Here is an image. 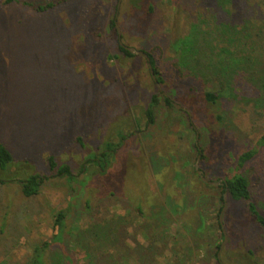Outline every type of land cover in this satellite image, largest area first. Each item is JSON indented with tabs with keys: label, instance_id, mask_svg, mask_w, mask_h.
Masks as SVG:
<instances>
[{
	"label": "rangeland",
	"instance_id": "rangeland-1",
	"mask_svg": "<svg viewBox=\"0 0 264 264\" xmlns=\"http://www.w3.org/2000/svg\"><path fill=\"white\" fill-rule=\"evenodd\" d=\"M220 1L120 0L116 13V0H72L35 14L0 0V141L15 161L31 162L44 177L31 197L16 182L0 185V264H264V229L244 224L243 234L234 230L241 237L234 241L222 216L228 213L226 222L241 219L225 207L221 240L218 204L207 196L215 192L194 169L201 148L198 167L207 179H222L234 156L264 133L258 79L264 0ZM114 16L123 44L154 56L164 80L159 88L141 57L106 61L109 44L117 40L108 25ZM247 23L242 45L230 50L259 64L236 74L230 91L214 69L204 70L210 88L223 93L212 104L201 95L206 79L193 77L199 67L193 65L227 45L217 33L223 25L237 32ZM193 29L207 49L182 68V57L189 55L174 44ZM95 31L113 39L99 41ZM154 92L159 103L147 125L143 110ZM162 93L174 108L162 102ZM117 132L126 137L109 153L106 167L88 163L104 141H120ZM48 155L67 164L72 178L51 176ZM243 174L260 206L264 148ZM196 198H202L198 229ZM59 210L65 211L62 230L54 225ZM218 245L220 261L214 256Z\"/></svg>",
	"mask_w": 264,
	"mask_h": 264
},
{
	"label": "trees",
	"instance_id": "trees-1",
	"mask_svg": "<svg viewBox=\"0 0 264 264\" xmlns=\"http://www.w3.org/2000/svg\"><path fill=\"white\" fill-rule=\"evenodd\" d=\"M11 1H14L15 3L27 8L31 12L35 14H42L45 12H48L52 10L57 5L70 2L72 0H47L44 2H32L30 0H5V3H9ZM119 0H116L114 9H117V3ZM218 2H221L220 0H216ZM223 1V0H222ZM221 4V3H219ZM148 9L152 11V5L149 4ZM117 13V10H116ZM117 15V14H116ZM115 15V16H116ZM115 16L110 18L108 21L109 29H112L115 39L114 44H109V49L106 51L105 59L108 63H120L121 58H131V57H141L147 65V61L144 57L136 54H132L129 52L124 46L123 42L121 41V37L118 36L117 30L115 28L116 19ZM250 24H252L250 21H248ZM247 23L243 27V29H240L237 32H232L230 30V27L227 25H223V29H221L218 32L219 34L224 35L226 37L227 45H224L220 48V51L213 54L210 58V60H206L204 63L199 62L195 63L193 65V68L197 67L196 73L193 77H197L198 79H206L205 84L206 89L201 90L202 97L207 100L208 102L212 104H218L219 99L222 97L223 93L217 89H211L209 84L207 83V77L210 72H203L207 69H214L217 79L224 80V85L226 86V90L230 91L232 90V87H230L231 81L234 76L239 74H244V71H247L246 67L251 66V69H253L254 64H259L256 61H252L251 58L248 55H242L240 58L233 57V53L230 50L231 47L233 48H239L242 43L239 42L240 40V34L243 36L244 31L250 29V24ZM214 31V30H213ZM213 31L207 32V34L214 33ZM261 32V30L259 31ZM107 34V35H106ZM100 32L95 31V36L98 38L99 41L103 39H107L109 42L113 39L111 33L107 32ZM201 34L199 31H196L193 29L189 34L183 36L182 38H179L175 42L174 48H176V51H180L181 54L189 55L188 58L182 57L181 59V67L187 66V59H195L197 62L199 61L198 58H194V56L197 55L200 56L203 52V50L207 49L206 45L201 43ZM203 40L205 41V38L203 37ZM244 44V43H243ZM144 51L152 66V71L155 75L156 81L161 85L164 80L161 76V73L159 71V67L156 64V60L154 56L146 51L145 49H138ZM190 54H192V57H190ZM186 56V55H185ZM196 62V61H195ZM192 68V66H191ZM242 70V71H241ZM148 71V69H147ZM258 73V79L261 83L260 87L264 88V67L259 69ZM250 73V72H249ZM204 77V78H203ZM153 80V79H152ZM154 81V80H153ZM222 82V81H221ZM155 83V81H154ZM204 83V82H203ZM188 90H192V88H188ZM162 102L166 106L175 107L174 103H172L167 96H165L163 93L161 95ZM158 94L157 92H154L150 95L149 101L147 106L144 108L143 112L146 118V124H152L155 120V113H156V107L158 105ZM257 101V100H256ZM187 114H189L188 111H186ZM217 121H221V115L216 116ZM137 127V126H136ZM138 128V127H137ZM118 140H120L117 143H113L112 141H104L102 148L100 150V155L96 154L92 156V158H87V162H95L102 166L103 168L106 167L108 164V155L109 153L115 152V150L123 145V139L126 137L125 132H117ZM197 138V136H196ZM80 140L79 138H77ZM195 148V147H194ZM264 148V133L257 139L256 143L253 144L251 147L245 150H240L236 156H234V166L232 169L222 178L218 179V182L221 180V183L218 185H213L206 183L204 181H200L207 187L211 188L215 193L213 195H207L208 198L214 199L216 203L218 204V209L215 214V216L218 217V215L221 213L224 203H226V211H229L231 214H233L236 218H240L241 220H238V223L236 220H228L226 222L227 214H223L224 223L227 224L226 231L230 234V238L234 241L239 237V234H236L234 230H238L240 235L243 234V226L247 223H252L257 225L258 227L264 229V202L260 206L255 201V199L252 197L251 188L249 185V181L247 177L243 174L244 166L253 159L260 151ZM201 148H196L197 155L199 154L201 158L204 157V154L200 152ZM46 163L48 165L49 171L51 172V176H57V177H65L66 179L72 178V173L67 164L59 163L55 160L53 155H48L46 157ZM12 168L14 170H12ZM84 170V166L82 167ZM203 171V170H202ZM204 176L206 177L205 172ZM44 180V177L39 174V172L35 171L34 165L27 161V160H21V161H15L12 157L11 152L4 146L3 143L0 141V185L7 184L10 182H16L20 186V191L25 197H31L36 195L39 192L40 186ZM201 180V179H200ZM201 196H205L204 194H201ZM202 202V198L198 200L196 198L195 200V210L198 212L197 217L200 219V223L197 225V229L201 227L202 221H201V210H199L198 205ZM194 206H191L190 208H193ZM164 208V207H163ZM140 209V208H139ZM165 209V208H164ZM165 211V210H164ZM65 216L64 210H59L55 213V220L54 225L59 230L63 228V218ZM218 223V222H217ZM219 228L217 227L218 234L220 239L222 240L224 238V234L221 230V225L218 223ZM221 247L218 245L217 250L215 251L214 256L216 257L217 261H220L221 259ZM251 252V250H249ZM225 253H223V257ZM229 249H227L226 256L230 255ZM232 256V255H231ZM233 257V256H232ZM229 258V257H228ZM40 262V263H39ZM27 264H42L40 260L31 261Z\"/></svg>",
	"mask_w": 264,
	"mask_h": 264
},
{
	"label": "water",
	"instance_id": "water-1",
	"mask_svg": "<svg viewBox=\"0 0 264 264\" xmlns=\"http://www.w3.org/2000/svg\"><path fill=\"white\" fill-rule=\"evenodd\" d=\"M119 3H120V0H119L118 3H117V8L119 7ZM115 28H116V30H117L118 36L120 37V30H119V27H118V25H117L116 23H115ZM124 48H126V49H127L129 52H131L132 54L140 55V56H142V57H144V58L146 59V61H147V67H148V71H149V73H150V75H151V78L155 81L156 86L159 88V83H158V82L156 81V79H155V75H154V73H153V71H152L153 68H152L151 63H150V61H149V59H148L147 54H146L144 51H142V50H138V49H136V48H134V47L124 46ZM198 161H199V154H198L197 157H196V161H195V164H194V169H195L196 173L198 174V176L200 177V179H201L202 181L206 182V183H209V184H213V185H218V184H220V183H221V180H219L218 182H213L212 180H209V179H207V178L204 176L203 171L198 167ZM225 206H226V203H224V207H223L221 213L218 215V221H219V223H220V225H221V229H222V232H223V234H224V240H225V232H224V230H223V226H222L221 214H223V211H224V209H225Z\"/></svg>",
	"mask_w": 264,
	"mask_h": 264
}]
</instances>
